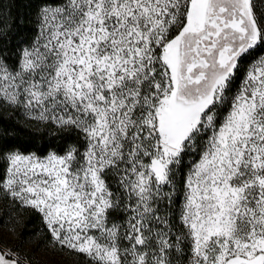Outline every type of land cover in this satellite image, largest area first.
I'll use <instances>...</instances> for the list:
<instances>
[{"label": "snow or ice", "instance_id": "6c2138e0", "mask_svg": "<svg viewBox=\"0 0 264 264\" xmlns=\"http://www.w3.org/2000/svg\"><path fill=\"white\" fill-rule=\"evenodd\" d=\"M24 6L29 33L20 15L5 30L0 0V39L17 29L0 47V125L19 116L48 139L0 132V227L15 237L0 233V264H39L41 248L82 264H264L254 0Z\"/></svg>", "mask_w": 264, "mask_h": 264}, {"label": "trees", "instance_id": "16d2710c", "mask_svg": "<svg viewBox=\"0 0 264 264\" xmlns=\"http://www.w3.org/2000/svg\"><path fill=\"white\" fill-rule=\"evenodd\" d=\"M27 2L28 0H4V4L6 5L4 8V14L7 15L9 11L11 12V16L8 17L5 24V30H7L8 26L12 25L13 19L17 15H20L25 19V28L21 29V31L24 33H29L27 21L32 9L24 6ZM16 31L17 29L12 27L11 31L8 32V34L2 39H0V47H8V41L16 35ZM17 39H19V37H17ZM12 43L15 44L16 40H12ZM9 125H15V128L9 127ZM4 128H8L7 134L9 137L18 136L21 142L34 144L36 147L43 146L45 140L48 139L47 136H45L44 139H41V137L44 136L43 129L37 130L28 128L23 124V118L19 116L13 115L11 119H9L8 114H5L4 124L0 125V132H3ZM21 218L26 221L30 220L31 227L33 228L39 226L38 220L35 217H29L27 213H24Z\"/></svg>", "mask_w": 264, "mask_h": 264}, {"label": "rangeland", "instance_id": "374dc122", "mask_svg": "<svg viewBox=\"0 0 264 264\" xmlns=\"http://www.w3.org/2000/svg\"><path fill=\"white\" fill-rule=\"evenodd\" d=\"M254 2L258 10L264 11V0H254ZM16 231H20L18 225L16 226ZM0 233H3L9 242L15 241V237L10 235L6 228L0 227ZM33 248V244L24 245V251H31ZM34 260L39 262V264H82L81 258L71 252H53L52 250L45 252L43 248L34 253Z\"/></svg>", "mask_w": 264, "mask_h": 264}]
</instances>
